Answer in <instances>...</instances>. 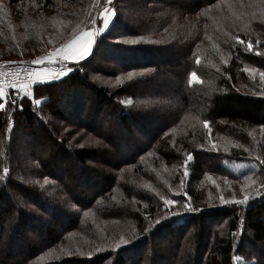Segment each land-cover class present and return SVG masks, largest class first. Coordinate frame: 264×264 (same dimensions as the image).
I'll use <instances>...</instances> for the list:
<instances>
[{
	"label": "trees",
	"instance_id": "trees-1",
	"mask_svg": "<svg viewBox=\"0 0 264 264\" xmlns=\"http://www.w3.org/2000/svg\"><path fill=\"white\" fill-rule=\"evenodd\" d=\"M223 1L241 2L166 1L165 4L172 7L173 13L186 12L187 18L180 12L181 19L178 20L183 24L184 30L197 28L189 38L183 32L177 33L174 44L178 46L179 52H174L175 57L172 59L167 58L172 53H167L166 56L165 51H162L165 48L162 45L135 49L127 47L129 45L126 44H114L109 48L114 69L111 72L99 69L100 75L110 76L120 70L137 69V66L152 67L153 73L165 69H168V72L180 70L179 79L172 77L166 80L165 84L160 82L155 90H149V96L153 97L155 104H138L137 98L140 94L137 92L142 89L145 91L144 87L131 91L125 89V85L111 89L99 84L98 80L97 83H94L95 80L92 81L93 84L90 83L88 80L92 77L89 72L94 66L93 51L87 59L80 61L79 65L77 62L68 63L74 70L66 76L46 85H34L35 99H43L39 106L27 97L19 101L9 114L11 119L0 110V176L5 175V167L9 169L5 179L0 181V264H39L43 260H49L44 264H143L140 253L151 239L157 244L154 255L159 258L165 257L170 247L177 252L192 247L194 253L197 250L195 248L199 247L196 258L186 253V260L181 262L177 258L174 264H242L250 259L253 261L246 264H264V174L259 173L264 170V164L260 163L264 160V141H261L259 155L255 156L244 155L240 151L222 154L212 147L202 148L200 146L209 133L201 120L195 119L192 127L194 130L190 133L191 136L195 133L199 142H191L189 147V137L186 134L177 137L168 145L165 140L161 142L165 132L189 115L209 119V124L214 128L211 132L215 131L216 125L217 128L228 126V129L238 133L231 135V138L239 141H255L249 134L264 127V81L259 79L258 71L252 74V78L249 72L244 70H264V20L258 23V18L250 16L249 12L236 18H233V15L223 16L219 22L224 23V28L217 27L215 33L219 39L225 36L224 29L228 28L231 37L227 39L225 36L218 41L220 50L215 46L221 62L211 60L212 54H215L212 53V47L208 49L209 43H205L207 54L196 56V50L202 49L204 42H207V34L213 26L216 27L214 18L219 14V4ZM31 2L32 0H0V28L7 29L0 37V58L30 60V52L34 50L32 47L41 43L39 39L38 42L35 41L40 36L33 30L32 34L25 35L21 29V36L18 38L20 43L15 37V25L20 14L17 8L20 5L25 12L29 9H25L26 5L31 6ZM215 2L219 4H214ZM13 4H16V8L12 7ZM167 9L165 8L163 13H166ZM168 15L172 14L161 15L158 23L167 24L163 18ZM138 21L136 18L135 23L138 24ZM121 24L119 25L122 30H118L117 24H114L110 32H113L114 27L116 32H122L124 27L128 28L124 23ZM180 27L179 24L178 30ZM47 29L48 32L55 33L53 23L47 25ZM135 29L137 36L140 35V26ZM107 34L108 32L105 35ZM237 36L245 43H237ZM52 39L53 36L49 40ZM63 40L65 41L66 37H63ZM248 41L253 44L251 51L247 48ZM48 42L43 39L44 45L49 44ZM148 47L151 50L147 49ZM221 50L229 51V56L225 57ZM197 57H200L199 64L196 63ZM193 69L202 73L206 81L189 83L187 70ZM213 75L219 80L215 87L209 81ZM144 78L147 77L143 75ZM175 81L179 85L174 88ZM193 86H199L196 100L191 99L192 94L187 90V87ZM158 98L159 101L156 100ZM128 100L132 103L127 104ZM20 104L23 105L22 110L19 108ZM109 119L112 120L111 123ZM102 121L116 126L118 133H105L102 130ZM221 121L224 123L221 124ZM52 124L57 126L54 131L50 128ZM134 125L138 131L147 129V141L140 146L137 145V139H127ZM150 125L156 126L155 131L149 129ZM228 132L224 131V134ZM129 144L130 148L127 147ZM195 144L197 146L193 148L192 145ZM251 144L257 148V143ZM150 148L154 151L160 149V154L165 155L168 161L178 158L184 148L188 154L193 155L194 160L187 165L188 175H184L185 165L179 169L180 187L171 189L165 186V190L169 191V197L166 198L182 201L191 197L192 205L201 211L185 213L180 205H174L170 208L182 214L161 219L167 210L160 199V196L165 194L156 190L160 187L148 186L149 195L143 193L141 197L139 191L143 189L144 183L141 182V172L136 165L137 158L145 151H150ZM165 149H168L169 155ZM186 153H183L184 161ZM227 157L247 160L248 167L236 172L223 161ZM207 160H213L212 165H208ZM132 162L133 170H136H132L133 173L125 170ZM205 166L206 169L232 179V182L244 180L245 175L251 176L256 183L249 182L250 186L245 189V192L250 194L248 203L243 206L223 205L219 200L220 195H214L213 200H208L209 195L202 197L197 187L201 186L198 181L203 183L204 177L201 178ZM62 169L65 171L64 177H61ZM26 178L36 182L37 179H47V183H43L45 187L40 189L39 183L26 182ZM158 185L161 186L160 183ZM227 187L226 184L220 185V190L227 192ZM236 190L240 193L241 186L237 189L230 188L228 192L233 191L236 196L239 194ZM11 193L21 196L14 202L21 201L24 206L33 209L34 213L44 211L49 216L46 219L48 223L44 228V237L38 236V230L32 231L35 228L33 224L30 225L33 239L20 247L12 244L13 234L16 232L13 228L16 227L12 228L11 235H7L1 227L2 221L15 216L13 218L18 223L24 224L27 222L28 212L13 207V200H9L12 198ZM244 194L241 192L237 199H242ZM127 208L133 212L127 218L130 219L129 227L122 229L123 232L132 230L127 233V240L130 241L127 245H121L117 249L113 245L114 242L109 241L117 235L112 233L104 243L111 247L104 250V246H100L101 251L98 252L94 234H85L88 240L81 242L75 236L76 232L80 233L78 227L84 226V213L93 211L96 219L106 220L112 226L119 225L115 223L122 221L123 214L120 209L126 212ZM157 220H160V223L157 224ZM71 233L75 239L67 245L68 240L71 241ZM34 235L37 236L35 239ZM79 250L88 253L78 254ZM57 251L60 260H57L58 256L53 258L54 252Z\"/></svg>",
	"mask_w": 264,
	"mask_h": 264
},
{
	"label": "rangeland",
	"instance_id": "rangeland-1",
	"mask_svg": "<svg viewBox=\"0 0 264 264\" xmlns=\"http://www.w3.org/2000/svg\"><path fill=\"white\" fill-rule=\"evenodd\" d=\"M166 1L167 0H113L112 7L114 8L116 12V16L114 17V22L113 24L110 25V28L114 24H117V29L122 30L120 29L119 24L124 23V25H126V27H128L129 29L124 27L125 31L123 30L122 32H116L114 30L115 27L113 28V32H110V29H109L108 34L107 35H105L106 33L104 34L106 37L105 43L99 48L94 47L93 49L94 56L92 57V62H94V66L92 70L89 72L92 79L88 80L90 83L93 84L92 81L95 80L94 81L95 83L98 80L99 84H102L111 89L116 88L117 86H120V85H125L126 86L125 89H130L131 91H135V90L137 91L144 87L146 88L145 91H143L144 89H142L141 91L137 92L138 94H140L139 97L137 98V102H139L138 104H145L147 102H150V104L152 103L155 104L156 102H154L155 100H153V97L149 96L150 95L149 90L150 92L155 90L157 85H159L160 82L165 84L166 80L172 79V77L179 79V75L181 74L180 70H169L170 72H168V69L167 70L165 69L161 72L153 73V69H151L152 67H147V66H139L140 68L137 66L136 67L137 69H134V70L132 69L131 70H120L117 72H113L110 76L100 75L101 73H98L99 69L101 71H110V72L114 69V68L112 69L114 65L112 61H110L111 58L109 54V48L112 47L114 44L119 45V46L120 44H122L121 46H125L124 43L118 42V41H122L123 39L136 38V37L142 36L143 37L142 41L136 44H126V45H129L127 47L129 48L132 47L135 49L137 48L145 49L144 46L162 45L165 47L162 51H165L164 53H166V56H167V53H172V55L167 56L168 59H172L173 57H175L173 53L179 52L178 46L176 45V43L174 44L177 33L183 32L184 35H188V38H189L191 35H193L194 31H197V28L190 27L184 30L185 28L183 24H181V22H178V20L181 19L180 12H183L184 16L187 18V15L185 14L186 12L179 11V12L173 13L172 7H168L165 4ZM178 1H181V2L184 1L183 3H186L187 1H190V0H178ZM31 3H32L31 6L26 5L25 9L27 8L29 9L25 12H23V9L20 5L17 8L18 9L17 11L20 14L17 18L18 22H16V25H15L16 26V36L15 37H16V40L18 41V38L21 36V29H22V33L25 35L26 34L30 35L34 31L35 33H38V35L40 36L39 38L35 39V41L38 42V39H39L41 43H37V46L32 47V49L34 50L30 52L31 53L29 55L31 57L30 60L28 59L17 60L14 58L3 57V58H0V63L5 62V61H16V62L22 61L23 63L31 64L35 68H47V66L49 65L47 63L43 65H33L31 61L36 59L37 57L45 56L49 52L55 51V49L59 48L61 44L67 43L70 39H72L73 29H76L77 31H79V30H87L88 28H96V27L103 26L102 21L100 20V12L102 10L100 5L104 4V0H32ZM217 3L219 4V2H215L214 4H217ZM219 6H220L219 14L214 18V22L217 23L215 24L216 27L213 26L211 32L207 34L206 36L207 42H204L203 48L198 51L196 50V56L198 54L199 55L207 54V49H206L207 45L205 43H209L210 46L208 47V49H211L212 47L213 49L212 53L215 54V55L212 54L211 60L212 61L217 60V62H221V59H219L220 55L217 51V49L220 50L218 41H220L222 38H225V36L227 39L231 37L229 31L227 30L228 28L224 29L225 36L219 37V39L217 37V34L215 33L218 30L217 27H220L221 29L224 28V23L219 22V21H222L223 16L230 15L232 17L233 15V18H236V17H242L243 14L249 12L250 16H255L256 18H258V23L260 22V20L261 21L264 20L263 0H241V2H233V1L224 2L223 1L219 4ZM12 7L16 8V4H13ZM165 8H168V9L166 10V13H163V10ZM31 9L33 12H31ZM166 14H172V15H168L167 17L163 18L164 23H167V24L162 25L163 23L162 24L161 22L158 23V18L161 15H166ZM149 15H152L153 17ZM136 18L139 20L137 22L138 24L135 23ZM93 19L97 20L96 24L90 23V21ZM45 22L48 24H45ZM52 23L54 25L55 33L52 31L48 32V29H47V25H51ZM127 24L129 26H127ZM179 24L181 25V27L178 30ZM135 26L136 27L140 26V32H139L140 35L138 36H137L138 32H136ZM6 30L7 29L4 27L0 28V32L3 33V34H0V37H2L5 34ZM52 36H53V39L51 40L52 43L48 42L49 44L44 45L43 39L49 41V39ZM63 37H66L65 41L63 40ZM215 46L217 47V49H215ZM147 49L151 50V48L149 47ZM222 54L225 57H227L229 56L230 53L229 51H222ZM88 57L89 56H87L85 59H87ZM74 62L75 61H67L65 62V64L68 65V63H74ZM257 71L259 73L258 75L259 79H261L260 73L264 72V70L258 69ZM192 72H196L197 76L199 77L198 83H203L206 81L202 73L194 69L187 70V75H188L189 80H190V73ZM128 73L133 74L131 79L128 78ZM143 75H145L147 78L143 79ZM214 78L215 76L213 75L212 78L209 80L213 87H215V85L219 81V80H216V78L215 79ZM34 85L35 84L29 85V91L33 93L32 97L25 96L22 92H18V91L15 94V96L11 92L8 93L7 91H4L6 95L3 97H0V103H4L5 107L0 110H2L3 113H6L5 115H8L10 117L9 114H11L12 110H14L15 108L11 104V101L13 98H15L16 100V105L19 104V101L21 102L24 100V98H27V97L32 99V101L34 102L36 100ZM175 85H179L178 82L175 81V84L173 83L174 88H175ZM198 87L199 86H193V88L187 87V90L190 91L192 94L191 99H195V98L197 99V97L195 96L197 95ZM95 89L98 90V88H95ZM82 94H84V92ZM42 100L43 99H41L40 101L42 102ZM156 100L159 101L160 98ZM103 117L102 119L105 118ZM182 119L183 120H181L180 123L173 126L170 130H168V132H165L163 134V137H162L163 140L161 142H164L165 140V143H167L168 145L169 142L171 143V141L177 139V137L181 136L182 134L188 135L189 142H187V145L189 147H191V142L194 144L200 141L196 139L197 136L195 135V133L193 134V136H191L192 133L190 132L191 130H194L192 128L193 120L199 119L203 123V121L205 120L208 121L209 119H205V118L201 119L195 115H192V116L189 115L188 117L185 116ZM109 122L111 123L112 120L109 119ZM109 122H105V121L101 122V123H104L102 125V130L105 131V133L112 132V133L117 134L118 133L117 127L111 125ZM222 122L224 123V121H221L220 123L222 124ZM18 124L22 125V123H18ZM11 125L12 123L9 120V127H11ZM150 126L151 128L149 129L150 130L152 129V131H155L154 127L156 126L155 125H150ZM55 127L57 126H55L54 124H52V126L50 125V128L53 129V131L55 130ZM146 127L148 128L149 126H146ZM209 127L211 129H214L211 124H209ZM228 128H229L228 126H225L224 128H217V125H216L215 131L211 132V134H208L202 146L200 147L210 148L212 147L211 145L215 143L216 147L218 148H213V147L212 148L214 150L216 149L215 151H218L222 154L224 153L233 154V153H237L238 151H240L244 153V155H248V156L259 155L258 151H260L259 149L261 147V141H264V127L262 130L259 129L256 132L249 134V136L255 141L249 140L247 138V135L245 137L249 141L244 138H243L244 140H241V141L234 140L231 138V135L234 136L235 134H238V133H235L233 130L228 129ZM130 131L131 133L128 134L127 139H130V140H132L133 138L137 139L138 146L142 145L143 143L147 141L148 134H146L147 133L146 128L143 129V131L142 130L138 131L134 125V128L131 129ZM224 131H229L228 132L229 134L228 133L224 134ZM191 137H194V139H191ZM246 142L248 143L246 144ZM251 142L257 143V148L253 147ZM44 143H47V142H44ZM196 146H197L196 144L192 145L193 148ZM127 147L130 148V144L127 145ZM159 150L154 151V150H151L150 148V151H145L141 156L137 158L136 165H138L137 166L138 170L139 172H141V177L143 179V180L141 179L140 180L141 182L144 183L143 189L139 191L141 192V197H143V193L145 195H149L150 192L148 191L150 190L148 189V186L149 187H160V188H156V190L163 191V193L165 194L164 196L165 198L169 197V191L168 189L167 191L165 190V186L171 189H174V188L178 189L180 187L179 177H181V175L179 174V169L180 167L184 166V160H183L184 154L183 153H186L187 150L185 148L182 149L180 151L178 158L169 160V161L167 160L165 155L163 156L160 154L161 151ZM166 152L169 155L168 149L166 150ZM186 154H188V152ZM135 161L136 160H134V163ZM223 161L228 165V167L232 169L234 168L233 170L236 172L246 169L249 163L247 160H238L233 157H227ZM134 163L132 162L131 165L126 166L128 168H126L125 170L132 171L134 169ZM206 163L208 165H212L213 160H209V161L207 160ZM133 171H136V170H133ZM259 173L264 174V170L260 171ZM202 174L203 175L201 179H203L204 177V180L202 181L203 183L204 182L206 183L205 185H202L203 183L198 181V183H201L200 184L201 186L197 187L199 188L198 193H200L202 197L204 195H209L210 199L208 200L215 199L214 195L216 196L225 195L224 197L225 199L227 198L232 199L233 196H235V194L233 193V191L228 192L230 188L237 189L239 186H241V184L245 183L244 180H241V181L237 180L235 182H232V179L219 175L214 170L206 169V166L204 170L202 171ZM64 176H65V171H63L62 169L61 177H64ZM225 179H227L228 181L227 183L225 182ZM37 180L38 182L30 178L25 179L26 182L39 183L40 186H38V188L40 189L45 187L43 185V183H45L44 182L45 180L43 179H37ZM158 183H160L161 186L158 185ZM225 184L228 185L227 192L226 191L223 192L220 190V185H225ZM229 184H235V186H232ZM216 185H219V188H217ZM236 191L239 193L238 190ZM240 193L235 196L236 199L240 197ZM11 195H12V198H10L9 200L11 201L13 200L12 201L13 207L22 208L23 211L28 212L26 214L27 222L24 224H22V222L18 223V221H16L13 218L15 216L13 217L10 216L2 221L1 227L3 228L4 232L7 235H11L12 228L16 227V228H13L15 229L16 232L15 234H13L14 240L12 244L15 245L16 247L17 246L20 247L21 244L30 241V239H33L32 238L33 234L31 232L32 229H30V225H33V224L35 228H33L34 230L32 231L34 232L35 230H38L39 231L38 236L44 237L46 234L44 228H46L47 223H48L47 222L48 220L46 219H48L49 216L46 215L44 211L43 213L42 211L34 213L33 209L28 208L27 206H24L21 201L14 202V200L20 199L21 196L19 195L20 196L19 197L18 195L13 194V193H11ZM154 200L156 201V199ZM204 202L207 203V201H204ZM126 210L128 211L125 212L120 209V212L123 214L122 221H120L119 223H115L119 225H112V226L106 220H103L101 218L96 219L93 215V211L86 212L87 213L86 216L84 213L83 220H82L84 226L78 227L77 230L80 233L76 232L75 236H77V239H80L79 241L81 242L83 240H88L85 237V234L92 233L94 234L95 247L100 248V246H104V250H105L108 247H111V245H108V243L106 245L104 244L107 241V237L110 234L115 233L117 235L112 240H109V241L114 242L113 245L116 246V243L120 240V237H124V239H129V234L127 233L132 231L131 229H127L124 232L122 231V229L129 227L128 223L130 219L127 220V218L131 216L133 213L132 210L129 208H127ZM13 212H14V215H16V212L15 211ZM37 233H34V234H37ZM70 235H71L70 240L72 242L68 240L67 245L73 243L75 239V236L73 233H71ZM35 237L37 236L34 235V239ZM3 244H4L3 245L4 247L5 243ZM91 244H93V242H91ZM156 247H157V244H155V241L151 239L147 243V246H145L144 249L141 250L140 254L142 255V258L144 260L143 264H174V260H177V258L180 261L186 260L188 256L196 258L197 250L199 248L197 246L195 248L197 250L194 253V250H192V247L183 249L181 252H177L173 247H170L167 255H165V257L163 258H159L154 255V253L156 252ZM59 251L54 252L53 258L59 255L57 254L59 253ZM85 253H88V252L85 250H82V251L79 250L78 252V254H85ZM186 253L188 254V256L186 255ZM59 256L57 257V260L61 259L59 258ZM214 257L216 258V256L213 255V258ZM47 261L49 260H43L41 261V263L39 262V264H44ZM252 261L253 260L250 259L246 263L252 262ZM246 263H242V264H246Z\"/></svg>",
	"mask_w": 264,
	"mask_h": 264
},
{
	"label": "snow or ice",
	"instance_id": "snow-or-ice-1",
	"mask_svg": "<svg viewBox=\"0 0 264 264\" xmlns=\"http://www.w3.org/2000/svg\"><path fill=\"white\" fill-rule=\"evenodd\" d=\"M113 0H104V4L100 5L101 12H100V20L102 21V27H96V28H88L87 30H79L73 29V36L72 39H70L67 43L61 44V46L55 51L49 52L45 56L37 57L36 59L32 60L31 63L33 65H43L45 63L49 65H60L58 71H53L51 68H34V69H24L25 73V79H20V72H13L12 79H11V86L13 89L18 90V92H22L25 96L32 97L33 93L29 91V85L35 84L37 86L46 85L49 84L52 81L59 80L60 78L66 76L69 72H72L74 69L73 67H65V62L67 61H75L77 62V65H79L80 61L85 60L87 56H90L93 53L94 47L99 48L105 43V33H107L110 29V25L114 22V17L116 16V12L114 8L112 7ZM91 24H96L97 20L93 19L90 21ZM236 42L240 44H244L245 42L241 40L238 36L235 37ZM143 40V37H136V38H129V39H123L122 42L124 44H136ZM49 43H52L51 40H49ZM259 43V42H257ZM247 48L249 51L252 50L253 44L251 41L247 42ZM12 63H23L16 62V61H5L0 63V68L6 66L7 64ZM196 63H200V57L196 58ZM245 71H248L250 76L254 72H256V69H244ZM5 75V73L0 72V76ZM132 73H128V78H132ZM261 80L264 81V72L260 73ZM193 81H199V77L197 76L196 72L190 73V80L189 83H192ZM4 89L0 87V97L5 96ZM35 104L39 105L41 104V101L39 99H36ZM124 103V102H122ZM127 104H131V100L126 101ZM11 104L13 107H16V100L15 98L12 99ZM5 107L4 103H0V109H3ZM19 108L22 110L23 105L20 104ZM203 125L205 129H207L208 133L211 134V128L209 127V122L207 120L203 121ZM213 148H216L215 143L211 145ZM259 159V157H257ZM194 157L192 154H187L186 159L184 161L185 165V171L184 175H188L187 165L189 162L193 161ZM261 164H264V160L260 161ZM4 176H0V181H3L6 177V175L9 173V169L5 167L3 169ZM245 183L241 184V192H244V196L242 199H236L235 196H233L232 199H225L223 195L220 196V201L223 205H239L243 206L248 203L250 194L248 192H245V189L250 186L249 182L251 184H255L256 181L252 179L251 176L245 175L243 177ZM225 182L227 183V179H225ZM45 183H47V179H45ZM183 183V181H181ZM217 188H219V185H216ZM211 195V194H210ZM160 199L163 201V206L167 210L165 212L164 217L161 219H167L176 215L182 214L178 211H173L170 206L174 205H180V207L183 209V212L185 213H195L201 211V209L194 207L192 205L191 197H188V200H182L178 201L176 199L171 198H165L164 196H160ZM87 215V213H85ZM156 223H160V220H157ZM147 232L148 229H145ZM130 243L129 240L124 239V237H120V240L116 243V248L119 249L121 245H127ZM96 251H101L100 248H97ZM91 255V253H89Z\"/></svg>",
	"mask_w": 264,
	"mask_h": 264
},
{
	"label": "built area",
	"instance_id": "built-area-1",
	"mask_svg": "<svg viewBox=\"0 0 264 264\" xmlns=\"http://www.w3.org/2000/svg\"><path fill=\"white\" fill-rule=\"evenodd\" d=\"M65 67H69L68 65H64ZM60 65H48L47 68H51L53 71H58ZM35 67L31 64L27 63H12L7 64L6 66L0 68V72L5 73V75L0 76V87H2L5 91L8 93H12L14 96L17 93L18 90L13 89L11 86V79H12V73L13 72H20V79H25V73L24 69H34Z\"/></svg>",
	"mask_w": 264,
	"mask_h": 264
},
{
	"label": "crops",
	"instance_id": "crops-1",
	"mask_svg": "<svg viewBox=\"0 0 264 264\" xmlns=\"http://www.w3.org/2000/svg\"><path fill=\"white\" fill-rule=\"evenodd\" d=\"M5 91V90H4ZM8 94V93H7Z\"/></svg>",
	"mask_w": 264,
	"mask_h": 264
}]
</instances>
